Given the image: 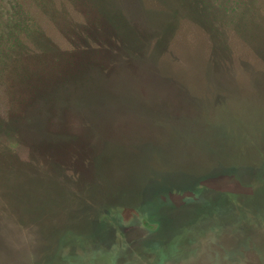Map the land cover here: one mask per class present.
<instances>
[{
    "label": "rangeland",
    "instance_id": "374dc122",
    "mask_svg": "<svg viewBox=\"0 0 264 264\" xmlns=\"http://www.w3.org/2000/svg\"><path fill=\"white\" fill-rule=\"evenodd\" d=\"M191 1L158 41L139 0L103 32L87 0H0V264H264V0ZM33 20L121 80L68 95L96 57L36 59ZM237 217L257 249L226 255Z\"/></svg>",
    "mask_w": 264,
    "mask_h": 264
},
{
    "label": "trees",
    "instance_id": "16d2710c",
    "mask_svg": "<svg viewBox=\"0 0 264 264\" xmlns=\"http://www.w3.org/2000/svg\"><path fill=\"white\" fill-rule=\"evenodd\" d=\"M81 2L82 0H76ZM85 0H83L84 3ZM133 1V0H132ZM143 2V11H148L155 17L154 28L153 31L158 33L157 40L160 41L162 38L164 39L167 36V31H171V23L178 24L184 18L182 14H188L195 18H205V12L202 7L196 6V4L192 3L191 0H139ZM90 7V10L97 14V18L94 20L93 25L95 27L93 30H97L98 32H103V30H110L108 23H110L114 28H118L119 25H126L127 19L122 12V5L120 0H87V4ZM59 11L56 14V21L58 24H61L64 27H68L70 30L69 19L67 18V12L62 9H58ZM111 10H114L115 13H120L124 15L123 21L119 20V17H110L109 14ZM53 11L51 10V14L53 16ZM50 14V15H51ZM102 16L105 18L103 20ZM122 16V15H121ZM110 18L111 21H107L106 18ZM98 18L100 20H98ZM60 19L64 21H60ZM128 23V22H127ZM131 23V22H130ZM132 25V24H131ZM54 27H57L53 24ZM119 29V28H118ZM128 29V27H127ZM32 33L38 37L34 39V44L37 45V51L32 47L31 49L26 44L24 48L28 49L32 55H36V59L39 58V54L43 53L46 48L51 53L50 56L55 63H63L69 66L70 59L78 57L77 52H81L82 54L85 52L87 57L95 58L94 62L81 60L79 64H74L78 66L79 70L75 72V74L70 73V71H61L59 75L61 77H57V83L62 84L68 92V95L72 92H81L83 88H94L96 91L98 89H105L108 92L109 86L113 84L117 80H121V77L116 73L115 70L110 71L106 69L105 63L103 64L102 58L100 59L98 56H101V48L97 45L94 47H86L84 45H79L76 47H66L64 46L61 39H54L51 33L43 26V24L36 20H33V28ZM117 35L125 42H128V39L125 37V33L118 31ZM165 36V37H164ZM124 38V39H123ZM168 38V37H166ZM52 47L54 49H52ZM153 49V48H151ZM151 53V51H150ZM149 53V54H150ZM141 58V57H140ZM142 59V58H141ZM89 60V59H88ZM142 60H145L142 59ZM72 61V60H71ZM85 61V62H83ZM73 62V61H72ZM80 65V66H79ZM75 70V69H74ZM63 72V73H62ZM61 86V85H59Z\"/></svg>",
    "mask_w": 264,
    "mask_h": 264
},
{
    "label": "flooded vegetation",
    "instance_id": "af4514ba",
    "mask_svg": "<svg viewBox=\"0 0 264 264\" xmlns=\"http://www.w3.org/2000/svg\"><path fill=\"white\" fill-rule=\"evenodd\" d=\"M218 213V212H217ZM241 221L238 220V217H237V220L234 222V225H232V228L230 227H225V226H222L221 227V230H223V232H218L220 235V237L224 238L225 240V237L227 239H229L228 241H223V240H220V246L221 248L225 251V254H226V251H228V254L230 251H243L245 248H249V249H253L255 251V249H257V247L255 246V244L253 242H248V243H245V241H238L237 239L241 236H245L244 233L246 232L247 234L249 232L247 231H243L241 232L240 228L236 229V225L238 223H240ZM221 238V239H222ZM215 249H218L219 251L222 250L221 248H217V247H214ZM227 249V250H226ZM257 251V250H256ZM210 253L213 255V253H215L212 249L210 250ZM227 255V254H226ZM228 259H226L227 261L225 262V264H232L230 263L228 260L231 259L230 256H227ZM206 263V262H205ZM204 263V264H205ZM210 264H214V263H210Z\"/></svg>",
    "mask_w": 264,
    "mask_h": 264
}]
</instances>
